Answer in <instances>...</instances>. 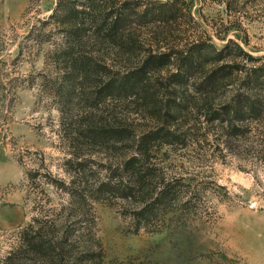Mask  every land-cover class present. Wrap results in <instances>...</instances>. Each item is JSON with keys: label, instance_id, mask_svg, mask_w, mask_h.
I'll return each mask as SVG.
<instances>
[{"label": "trees", "instance_id": "1", "mask_svg": "<svg viewBox=\"0 0 264 264\" xmlns=\"http://www.w3.org/2000/svg\"><path fill=\"white\" fill-rule=\"evenodd\" d=\"M186 14L183 0H59L50 16L60 35L51 54L61 74L55 94L67 100L74 93L78 103L90 104L71 115L83 141L72 144L71 182L61 184L70 219L33 218L0 264H102L100 250L80 245L83 236L74 240V231L89 226L77 219L88 199L104 194L126 201L134 231L157 232L174 206L204 200L210 181L198 178L210 163L233 156L264 167V56L253 57L233 39L222 48L195 37L144 49L143 28L176 25ZM172 25L158 29L166 45ZM114 45L131 56L139 48L145 53L117 67L107 53ZM107 103L111 119L99 123L95 109ZM112 143L114 161L101 165L106 173L91 185L96 170L83 150L109 153ZM189 150L197 172L187 178L181 152Z\"/></svg>", "mask_w": 264, "mask_h": 264}, {"label": "rangeland", "instance_id": "2", "mask_svg": "<svg viewBox=\"0 0 264 264\" xmlns=\"http://www.w3.org/2000/svg\"><path fill=\"white\" fill-rule=\"evenodd\" d=\"M183 1L187 14L178 24L142 29L148 40L144 49L163 50L195 37L222 48L233 39L253 57L264 56V0ZM58 2L0 0V259L18 245L20 231L33 218L70 219V198L61 184L71 182L72 144L83 141L71 115L90 104L78 103L74 93L67 100L55 94L61 74L51 54L60 35L50 16ZM170 25L174 29L166 45L158 29ZM144 49L131 56L114 45L107 50L109 62L117 67L130 63V57L135 62ZM106 105L95 109L99 123L111 119ZM111 147L109 153L100 147L83 150L89 168L96 170L91 185L104 177L101 165L114 161V143ZM181 153L190 178L197 172L190 162L193 152ZM245 163L227 156L204 167L209 171L198 178L210 181L204 200L174 206L157 232L136 233L126 201L104 194L90 198L77 217L89 226L74 231V240L83 236L80 245L100 250L102 264H264V167ZM88 191L94 192L92 186Z\"/></svg>", "mask_w": 264, "mask_h": 264}]
</instances>
